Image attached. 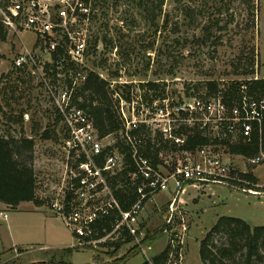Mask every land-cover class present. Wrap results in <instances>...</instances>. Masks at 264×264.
<instances>
[{"label": "rangeland", "instance_id": "374dc122", "mask_svg": "<svg viewBox=\"0 0 264 264\" xmlns=\"http://www.w3.org/2000/svg\"><path fill=\"white\" fill-rule=\"evenodd\" d=\"M95 1L98 15L91 44L98 41L104 50L90 47V64L114 87L133 84V92L139 95L144 91L142 83L154 82L160 85L159 92L165 89L177 100L207 97L208 81L224 87L264 78V0ZM3 34L0 136L35 138L37 194L48 201L67 177L66 129L38 80L14 67L16 56L25 46H32L35 36L25 33L20 38L5 30ZM121 89L120 94H125ZM45 133L51 138L44 139ZM238 135L229 139L236 141ZM227 137L222 135L216 144L220 154L242 179L241 173L255 175L253 190L258 194L242 191L241 183L187 185L179 195L172 188L147 201L141 216L140 238L144 239L140 244L133 239L85 247L72 246L76 237L46 203L35 204L42 209L40 213L28 205L9 210L3 206L0 212L7 211L9 217H0V264H114L119 260V264H142L168 246V264H204L201 243L221 217L264 226V162L253 167L250 159L230 154L223 143ZM115 141L107 138L104 145ZM50 213L53 217H47ZM214 241L222 245L226 238L219 235ZM7 243L14 247L5 249ZM70 246L71 250L65 248ZM136 248L140 252L135 255ZM243 259L238 255L237 264H244ZM256 264H264V260Z\"/></svg>", "mask_w": 264, "mask_h": 264}, {"label": "built area", "instance_id": "2783aa9c", "mask_svg": "<svg viewBox=\"0 0 264 264\" xmlns=\"http://www.w3.org/2000/svg\"><path fill=\"white\" fill-rule=\"evenodd\" d=\"M97 12L95 0H0V28L20 38L25 33L35 36L32 46H25L16 56L15 69L38 80L66 129L65 145L70 159L67 177L46 205L72 231L76 237L74 246H95L127 237L140 244L144 239L140 238L141 216L147 201L172 188L179 195L187 185L241 183L242 191L258 194L223 158L216 144L222 135L229 139L240 132L249 140L254 124L261 125L264 120V100L244 96L240 105L229 107L220 94L175 100L168 92L159 95L154 89L144 88V94L132 91L130 100L119 93L115 95L120 100L126 123L125 141L131 146L135 164L129 176L137 179L133 185L138 193L131 209H122L111 178L125 169V155L113 147L115 143L104 145L107 138L99 137L90 114L75 98L89 74L97 72L90 64ZM98 50H104L103 44L99 43ZM141 126H145L144 131L131 134ZM184 129L189 133L192 129L202 131L212 142L183 149L186 136L180 131ZM149 144L161 149L160 163L146 155ZM250 162L254 167L264 162V153ZM0 217L8 219V212L1 211ZM111 218V230L105 229V235L98 237L102 222Z\"/></svg>", "mask_w": 264, "mask_h": 264}, {"label": "trees", "instance_id": "16d2710c", "mask_svg": "<svg viewBox=\"0 0 264 264\" xmlns=\"http://www.w3.org/2000/svg\"><path fill=\"white\" fill-rule=\"evenodd\" d=\"M4 30L0 28V37L6 38ZM98 41L92 43L95 49H98ZM91 46V47H92ZM112 82L101 77L97 72H91L76 95L77 104L84 108L91 116L94 126L100 138L113 137L115 145L122 154L125 155V169L111 178V186L115 196L120 201L122 209L130 210L132 205L138 199V193L129 174L134 172L135 164L132 157L131 146L125 141L126 129L125 120L120 112V100L115 97L121 87L124 88L123 98L130 100L133 84H125L112 88ZM207 97L222 95L225 103L229 107L240 105L243 97H252L257 101L264 100V78H253L233 83L230 86L221 87L217 81H208ZM142 88L154 89L159 95L165 93V89L159 92L158 83H142ZM81 98L82 101H78ZM145 130L141 126L131 131L132 135H137ZM180 134L186 136V143L183 149H195L198 146L210 144L211 139L202 131L188 129L180 131ZM44 139H50V135L45 133ZM229 148L228 152L233 155H240L247 159H252L264 153V120L261 125L254 124L251 137L244 138L242 132L239 133L236 141L230 139L223 141ZM35 138L14 137L12 135L0 136V204L9 209H16L22 203L32 202L37 206H43L46 201L41 200L37 194V177L35 172ZM113 147H109L112 149ZM166 148V147H165ZM160 148L148 145L147 156H153L154 162L160 163ZM73 160H71V163ZM73 165V163H72ZM254 167V166H253ZM241 176L250 182L253 189L257 185V179L252 172L241 173ZM113 219H106L98 228V237L105 235L104 230H111ZM224 235L226 243L222 245L215 244V237ZM133 237H127L125 242L133 240ZM121 242V241H120ZM122 243L117 245L120 248ZM72 248H69L71 250ZM137 250V248L135 249ZM138 249L135 255L138 254ZM171 246L157 254L152 259L145 260L142 264H168L170 260ZM126 258L124 262L133 256ZM200 255L204 264H237V256L240 255L244 264H256L264 260V226H251L245 220L235 217H221L217 224L209 231L201 243ZM122 260L116 261L119 264Z\"/></svg>", "mask_w": 264, "mask_h": 264}, {"label": "crops", "instance_id": "0c3cea01", "mask_svg": "<svg viewBox=\"0 0 264 264\" xmlns=\"http://www.w3.org/2000/svg\"><path fill=\"white\" fill-rule=\"evenodd\" d=\"M38 197L40 198V196H39V194H38ZM41 200H43L42 198H40ZM23 205H28V207L29 208H31V210L32 211H35V212H38V213H40V211H42V209L39 207H37L34 203H32V202H27V203H22L19 207H21V206H23ZM4 205L3 204H0V208H2ZM46 212V211H45ZM47 213V212H46ZM50 215H52L51 213H50ZM47 217H53V215L52 216H48L47 215ZM76 243V242H75ZM75 243H73V245L72 246H74L75 245ZM4 246V248L5 249H8V248H12V247H14L13 245L12 246H10L8 243L7 244H3ZM72 246H70V247H65V248H71ZM64 248V247H63ZM149 259V258H148Z\"/></svg>", "mask_w": 264, "mask_h": 264}]
</instances>
